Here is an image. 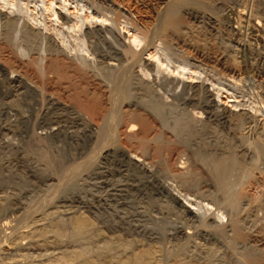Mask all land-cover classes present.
I'll use <instances>...</instances> for the list:
<instances>
[{"label":"bare ground","instance_id":"bare-ground-1","mask_svg":"<svg viewBox=\"0 0 264 264\" xmlns=\"http://www.w3.org/2000/svg\"><path fill=\"white\" fill-rule=\"evenodd\" d=\"M44 1L0 0L1 41L12 44L25 57L33 50L38 53L48 50L92 70L111 107L95 127L89 126L78 111H74L76 114L67 111L70 115L63 116L66 124L74 127L82 120L89 128L82 125L85 128L81 134L62 135L70 143L82 140L85 147L96 144L101 159H112L117 169L119 165L129 166L134 174L112 181V178L86 180L84 188L89 186L87 190L93 191L100 188V192L84 194L85 189L75 194H58L52 200L45 198L47 203L40 209L31 208L41 203L31 199L42 194L0 193V264H192L179 255L192 236L194 239L193 228L199 216L195 207L180 197L175 186L198 188L201 176L199 171L191 170L193 162L209 172L207 181L212 187H207L206 193L210 201L229 209L223 211L229 216L228 222L215 224L211 233L231 250L240 247L239 256L256 264L260 247L252 233L256 227L255 207L243 212L251 199L248 195H236L235 189L249 174L246 165L253 160H262L260 168L264 171V105L257 106L254 112L241 106L220 108L208 82L222 85L223 79L229 82L227 76L242 73L264 77V0H136L144 8L139 19L122 18L123 21L120 15L109 16L110 9L98 8L93 1L79 5L91 7L94 15L103 16L110 25L86 22L80 15L72 18L48 2L49 15H55L62 26L51 21L48 24L38 4ZM110 1L121 7V0ZM121 22L135 33L132 40L126 41L120 32L117 25ZM152 49L158 52L157 63L144 57ZM189 59L209 66L211 76L205 72V76H200L202 69H197L198 64L190 63ZM167 67H172L169 72L173 69L178 74L187 72L199 80L191 83L170 75ZM0 70L8 86L0 88V98L38 99L45 95L26 79L7 74L1 62ZM13 81L18 84L12 86ZM46 97L55 103L52 95ZM239 104L243 103L234 106ZM122 106L129 111L124 131L129 142L134 143L133 153L111 146L116 130L113 121L124 120L122 116H126L120 114ZM10 109L7 106L3 111ZM72 115L80 119L78 123ZM243 122L253 128L254 138L250 141L242 131ZM46 127L51 136L59 135L50 124ZM167 130L173 138L164 136ZM169 151L175 161L174 170L167 169L166 163L163 166ZM189 160L193 161L188 162L190 170L186 166ZM26 166L31 172L38 169L33 162H26ZM89 175L83 173L80 179L96 178ZM30 200L32 210L28 209ZM167 201L172 202V208L166 207ZM245 230L247 239L243 235ZM170 239L176 242L175 250L164 246L167 240L171 243ZM133 240L136 243L130 247Z\"/></svg>","mask_w":264,"mask_h":264},{"label":"rangeland","instance_id":"rangeland-1","mask_svg":"<svg viewBox=\"0 0 264 264\" xmlns=\"http://www.w3.org/2000/svg\"><path fill=\"white\" fill-rule=\"evenodd\" d=\"M48 2H53L52 5L55 8V10H61L63 13L67 14L72 18L75 17L76 15H80L82 18H84V21L86 22L95 21L96 23L102 22L108 25H110L109 23L111 22L106 19L104 20L103 16L101 15H96V14L94 15L91 12L92 11L91 7L81 8L79 7V5H81L83 2H88L90 4L93 3V5L96 4L95 6L101 9L103 8L110 9L108 10L109 13L107 14L111 17L120 15V21H123L122 18L124 20L125 18L126 19L128 18L129 20L139 19V13L144 9L136 0H121L120 1L121 7L114 5V3H111L110 0H80L77 2L76 0H45L44 3L42 2L38 3L39 7L43 10L44 15H46L45 16L46 20L49 21L48 24L51 21V24L58 26H62L60 23H58L59 20H56L55 15H49L50 14V12L48 11L49 9L46 8L48 6ZM29 8L33 11L32 6H29ZM118 8L120 9L118 10ZM125 8L126 9L130 8V10L129 9L126 10ZM117 26L120 32L126 36V41H130L133 39L135 33L132 31V29H130L129 25H125L121 22ZM33 51H31L28 54V56L25 57L19 51L15 50V47L13 48L12 44L5 43V41H1L0 39V62L4 64L5 71H7V74L9 75L11 73L16 74L21 79H26L31 84L38 86V89L45 94L43 97H39L38 99L14 98L10 100L7 98L6 99L0 98V159L3 161L2 162L0 160V193L3 192L2 194H13L15 192L14 194H42V196L39 198L31 199L32 201L33 200L37 201L38 199V202H41V203L37 202L38 204H40L39 206H37L38 204L37 205L35 204L36 206L34 207L33 203H31L33 205V207H31L32 205L30 204V202L32 201L31 200L29 201L28 209L30 207L32 209H36L38 207H42L43 204H46L47 203L46 199L47 201L49 199L51 200L54 199L56 197L55 195L75 194L79 191H83L85 189L87 190L89 186H86L88 188L86 187L84 188L83 185L85 184L86 180L92 182L94 180H99V179L106 180L107 178L108 179L112 178L110 180L112 181L116 178L124 179V177L126 178L128 175L134 174V170L133 169L131 170V167L129 166L119 165L120 167H118L117 169L116 166L118 165L113 163L112 159H108V160L105 159L103 160V158L101 159L99 155L100 149L96 144H91L89 145L90 147L86 145L85 147L84 145H82V140H79L80 142L78 141V142L70 143L69 141H67L69 139L63 137L65 134L68 135L69 133L81 134L82 130L85 128L84 126H82L85 125L83 124V121L78 119L75 115H72V117L74 116L75 121L77 120L76 122L78 123V121L80 120L81 122L74 127L66 124L67 122L65 121V118L67 117V115H70L69 113H71L72 111L73 112L78 111V113H80L82 116L85 117V120L87 121L89 126L92 125L95 127L98 124H100L103 115L108 111V109H110L111 103L106 99V97L104 98L105 94L101 89L102 87L98 84L97 77L95 76L96 74L89 68L86 69L85 67L81 66L79 63L75 62L74 60L65 58L62 55H58V54L55 55L53 53H49L50 51L48 50H45L42 53L36 52L37 50H35L34 52ZM157 54L158 52L152 49L147 51L144 54V57H146L151 62L157 63L156 60ZM194 61L195 60L193 59L191 60L189 59L190 63H193ZM194 64L195 65L198 64L197 69H199L198 67H200L199 70L202 69L200 71L202 72L201 73L202 75L200 76H205L207 73H208L207 75L211 76L210 74L212 72L211 70H209L211 69L209 68V66L203 64L202 62H197V61H195ZM168 68L169 67L165 69H167V71L169 72V70L172 69V67L169 69ZM186 71L187 70H185V72ZM169 74L175 75L176 77H182V79L188 80L191 83H196V81L199 80L197 77L189 76L187 72L178 74L175 69H173L172 72H169ZM193 74L198 75V73H193ZM215 76L218 77V75ZM227 79L229 80V82L223 79L224 81L222 80V82H224L225 84L222 85H220L221 83H215L211 85L212 82L210 83V81L207 80V82L209 81L208 83L210 85L211 91L216 94L215 97L216 100H218L217 102H219L218 104L220 108L232 107L234 109H237L240 108L241 106V107L250 108V110L254 112L256 111L257 106L258 107L262 106V103L264 105L263 76L261 77V75L253 74V73H245V74L242 73V74H235L232 77L227 76ZM17 84L18 82L13 81L12 86H15ZM6 87L8 86L5 81V75L3 71L0 70V88L6 89ZM48 94L52 95L54 100L56 99L55 103L53 104L50 103L49 98L46 97ZM235 103H243V104L234 106ZM7 106L11 108L10 111L8 112L3 111V108ZM122 109L123 111H121ZM119 111L123 113V114L120 113L121 116L124 114H126V116L125 115L122 116L124 117V120L117 119L118 120L117 121L115 119L114 120L115 122L113 121V123H115L114 128H116V130H114L115 134H113L114 135L113 141L115 140L116 141L115 142L112 141L113 144L112 145L109 144V145H111L112 147H114L115 145L118 147H123L132 152L134 149L133 148L134 146H132V144L134 143L132 141L129 142L130 140L126 138L124 131L126 125L125 117H128L127 115L129 111L128 113L126 112L125 106L124 107L122 106ZM198 115H200V117H203L201 114ZM244 123L245 122H243L242 127L244 125L245 126L242 129L244 130L246 129V130L245 131L242 130V131L243 133L248 132L247 134L245 133V135H247V139L248 137H250L249 138L250 141L254 138L253 128L248 127L247 123L245 124ZM49 124L55 130L59 131V135L54 137L51 136L50 133H48L49 130L46 127V125ZM89 126H86V128H89ZM94 135L95 134L93 133L92 137H95ZM164 136L169 139L173 138V134L170 130L169 131L167 130L164 133ZM168 149L166 150L164 149V150L168 151ZM164 150L162 151L163 154L165 153ZM97 152L99 156L97 155ZM162 153L160 154V156L163 157L164 155ZM169 154L170 151L168 155L165 154L164 159L166 160V162H164L163 166H165L166 163V166L167 167L169 166V168L167 169L174 170L176 169L175 161L173 160L174 159L173 156L171 154L169 156ZM185 156L186 155H184V157ZM261 161L262 160L255 159L250 164L246 165L250 169L249 172L250 175L248 174L247 176H245V178L240 183V185L236 186L235 189L237 191L236 193H238L236 195L238 196L248 195L251 199L250 204L246 206L243 212L248 211L246 209H249L250 207L251 208L253 206L255 207L254 221L256 227H254V231L252 232L254 237L251 235V238L252 237L256 238L258 240L257 243L260 247L259 249L260 253L257 254L254 261L256 264H264V206L261 207L262 206L261 202H264V173H263L264 171L260 168ZM26 162H33L37 164L38 169L32 172L29 171V169L26 166ZM172 162L174 165L172 164ZM188 162L191 164V162L193 161L189 160L186 162L187 164L186 166H189L188 167L189 170L193 166L191 170L193 171L196 170V172L199 171V174L201 176L199 186L196 189H189L181 185H176L175 188L178 190V192L181 193L180 197H182V199L185 202H188L189 205L195 207L194 209L197 215L199 216L198 223L200 225L196 223L197 226L195 225V227L193 228L194 239L192 236V238L188 241V243L190 244L187 243V245L189 246L187 247L186 245L185 250L183 252H180L181 254L179 256L182 257L183 260H186L188 262L190 260L192 264H213V263L220 264L221 262H222L221 264H251V262L249 263L245 258H243V256H239L241 255L240 247L232 248L233 250L232 251L231 247L228 245L226 246V243L223 240H221V238H219L218 236H214L213 233H211L215 228L214 226L215 224L217 223L226 224V222H228L229 216H227V214L224 213L226 212L224 210L227 207L226 208L222 207L223 205H218L216 203L213 204V202L210 201L209 196L206 193V189L207 187L210 188L212 186H211V182L207 181L208 173H209L207 171V168H205L204 166L202 167L200 165H195L194 162L191 164L192 165L191 166ZM103 167L105 169H103ZM82 172L85 174L87 173L88 175L90 174L89 177L96 176V178L92 177L82 180L83 178L80 179L81 178L80 175L81 176L83 175ZM108 179L107 181H109ZM1 185L3 186V188L1 187ZM46 186L49 188H46ZM9 190L11 192H9ZM86 190L84 191L85 192L84 194H90L89 192H94L98 194L100 192L99 190L101 189L99 188L95 191L91 189L87 191ZM163 197L164 196L162 195V198ZM35 201L34 203H36ZM164 204H166V207L169 208L170 207L172 208L173 206L172 202L169 201H167ZM200 212H203V214ZM204 230L206 232H204ZM208 231H210L211 234ZM247 232L246 230L243 232L245 239H247L248 237ZM207 234L208 235L210 234L209 237ZM211 237L213 241L210 240ZM208 238L210 239L208 240ZM1 239L2 236H0V240ZM168 240L164 243V246L167 249L170 248V250L172 249L175 250L176 242H173L174 239H170L171 243L173 242L172 243L173 245L170 242L167 243ZM211 242L214 244L212 245ZM131 243H130V247L131 246L134 247L133 244L135 245L136 241L134 243L133 240L131 241ZM144 244H146L145 241ZM234 249H236V251H234ZM212 252L214 254L215 253L217 254L214 255ZM234 253L237 255H235ZM205 259L208 260L210 259L209 260L210 262H208V260L205 261Z\"/></svg>","mask_w":264,"mask_h":264}]
</instances>
